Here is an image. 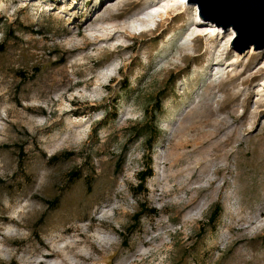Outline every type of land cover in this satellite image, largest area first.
I'll use <instances>...</instances> for the list:
<instances>
[{"label":"rangeland","instance_id":"1","mask_svg":"<svg viewBox=\"0 0 264 264\" xmlns=\"http://www.w3.org/2000/svg\"><path fill=\"white\" fill-rule=\"evenodd\" d=\"M169 1L0 0V264H264V48Z\"/></svg>","mask_w":264,"mask_h":264},{"label":"water","instance_id":"2","mask_svg":"<svg viewBox=\"0 0 264 264\" xmlns=\"http://www.w3.org/2000/svg\"><path fill=\"white\" fill-rule=\"evenodd\" d=\"M197 5L201 23H215L222 30L234 29L231 48L239 55L254 47L264 48V0H187Z\"/></svg>","mask_w":264,"mask_h":264},{"label":"trees","instance_id":"3","mask_svg":"<svg viewBox=\"0 0 264 264\" xmlns=\"http://www.w3.org/2000/svg\"><path fill=\"white\" fill-rule=\"evenodd\" d=\"M147 175H149V173H144V175L142 176V178L140 179V183L142 184L143 181L145 180V178L147 177ZM220 214V207L219 205L217 207H215L214 212L211 214V217L209 218V222L211 224L214 223V221L217 219V217Z\"/></svg>","mask_w":264,"mask_h":264},{"label":"bare ground","instance_id":"4","mask_svg":"<svg viewBox=\"0 0 264 264\" xmlns=\"http://www.w3.org/2000/svg\"><path fill=\"white\" fill-rule=\"evenodd\" d=\"M187 0H170L169 2L165 3L164 7L165 8L164 10L168 9V8H171V7H174L176 6V4H178L179 2L182 4V5H185Z\"/></svg>","mask_w":264,"mask_h":264}]
</instances>
